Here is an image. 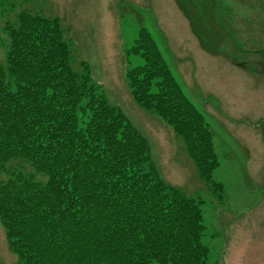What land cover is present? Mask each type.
I'll list each match as a JSON object with an SVG mask.
<instances>
[{"label":"trees","instance_id":"trees-1","mask_svg":"<svg viewBox=\"0 0 264 264\" xmlns=\"http://www.w3.org/2000/svg\"><path fill=\"white\" fill-rule=\"evenodd\" d=\"M0 62V223L18 264H208L201 198L166 183L148 140L73 52L58 18L22 12ZM134 102L184 142L216 199L214 132L141 29Z\"/></svg>","mask_w":264,"mask_h":264},{"label":"rangeland","instance_id":"rangeland-1","mask_svg":"<svg viewBox=\"0 0 264 264\" xmlns=\"http://www.w3.org/2000/svg\"><path fill=\"white\" fill-rule=\"evenodd\" d=\"M22 12L61 21L73 65L85 61L94 83L150 143L161 178L201 198L208 264H264V0H0V62L9 22ZM149 31L185 95L214 132L223 184L216 199L183 141L133 100L128 55ZM0 264H18L0 223Z\"/></svg>","mask_w":264,"mask_h":264}]
</instances>
